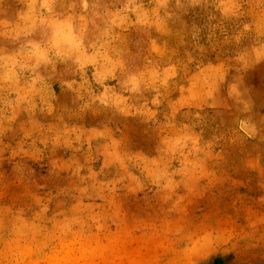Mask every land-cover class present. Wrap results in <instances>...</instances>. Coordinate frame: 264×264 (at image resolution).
Instances as JSON below:
<instances>
[{
	"label": "rangeland",
	"instance_id": "rangeland-1",
	"mask_svg": "<svg viewBox=\"0 0 264 264\" xmlns=\"http://www.w3.org/2000/svg\"><path fill=\"white\" fill-rule=\"evenodd\" d=\"M264 264V0H0V264Z\"/></svg>",
	"mask_w": 264,
	"mask_h": 264
},
{
	"label": "trees",
	"instance_id": "trees-1",
	"mask_svg": "<svg viewBox=\"0 0 264 264\" xmlns=\"http://www.w3.org/2000/svg\"><path fill=\"white\" fill-rule=\"evenodd\" d=\"M212 264H223V260L221 258H219V257H216L213 260Z\"/></svg>",
	"mask_w": 264,
	"mask_h": 264
}]
</instances>
